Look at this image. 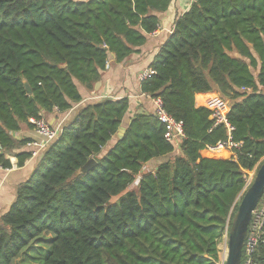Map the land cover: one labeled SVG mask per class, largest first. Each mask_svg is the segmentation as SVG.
Returning <instances> with one entry per match:
<instances>
[{
  "label": "trees",
  "instance_id": "16d2710c",
  "mask_svg": "<svg viewBox=\"0 0 264 264\" xmlns=\"http://www.w3.org/2000/svg\"><path fill=\"white\" fill-rule=\"evenodd\" d=\"M171 3L0 0V168H11L8 156L18 167L31 158V139L15 133L80 102L78 85L92 92L110 57L120 64L137 54ZM148 68L140 91L182 122L178 151L154 112L135 114L117 136L127 98L85 105L0 217V264L217 263L244 174L264 159V0H194ZM214 91L230 100L229 134L195 104L206 94L198 102L215 105ZM228 138L237 148L210 149ZM45 234L47 246L32 249ZM254 260L264 264V245Z\"/></svg>",
  "mask_w": 264,
  "mask_h": 264
},
{
  "label": "crops",
  "instance_id": "0c3cea01",
  "mask_svg": "<svg viewBox=\"0 0 264 264\" xmlns=\"http://www.w3.org/2000/svg\"><path fill=\"white\" fill-rule=\"evenodd\" d=\"M193 1L194 0H172L167 12L158 15V29L147 36L146 43L139 48L137 54L132 55L126 63L122 62L120 64L114 63L113 58L110 57L108 61V69L104 71L100 82L95 85L92 92H87L82 86L77 84L82 97L81 101L73 104L72 108L65 113L45 115L43 118L50 124V126L61 131L63 125L85 105L103 99L119 100L121 98H127L129 101L128 111L124 117L122 125L124 129L130 118L135 114L153 113V99L141 93L138 74L143 69L148 68L159 47L171 33L176 18L184 13ZM198 96L204 98L206 94H196V106L209 108L210 105L207 103L201 104L198 102ZM14 137L17 139H31V141H39L40 139L33 129H27L25 127L15 133ZM20 151H24V148ZM8 158L11 163V168H0V217L14 202L18 185L28 178L37 164L35 158H30L27 159L22 166L18 167L17 159L15 157L8 156ZM160 162L161 159L149 162L154 166L153 171L155 170L156 165Z\"/></svg>",
  "mask_w": 264,
  "mask_h": 264
},
{
  "label": "built area",
  "instance_id": "2783aa9c",
  "mask_svg": "<svg viewBox=\"0 0 264 264\" xmlns=\"http://www.w3.org/2000/svg\"><path fill=\"white\" fill-rule=\"evenodd\" d=\"M109 62L106 63L105 69H108ZM154 74V71L150 68L143 69L138 74V80L140 82L148 79L151 75ZM154 103V115L157 120L164 125L165 127V139L167 142L173 145V148H179L180 141L184 138L182 122L176 121L171 117L163 107V104L160 99H153ZM230 104L227 101L217 98V103L215 105H210L208 108L212 111L211 119L215 121V125L223 124L228 134L232 130V127L228 124L226 119V114L228 113ZM32 123L33 130L40 138L39 141H31L26 144V148L30 150L31 158H36L41 154L44 149L48 147L53 141H55L61 131L59 129L50 126V124L43 118L39 117L37 119H30ZM225 148L231 151L234 148H237V144L230 141L228 138L225 142H218L215 147L210 149H222ZM235 158V155H234ZM256 173V167L252 171H246L244 174L245 186L242 190V193L250 186L252 183L253 177ZM228 236V227L226 226L225 232L223 235L224 241V253L223 255L218 254V261L216 264H225L226 260V242ZM264 245V193L259 200L256 208L252 213L250 223L248 225L247 234L243 246L241 264H259L254 260V254L256 249Z\"/></svg>",
  "mask_w": 264,
  "mask_h": 264
},
{
  "label": "water",
  "instance_id": "95a60500",
  "mask_svg": "<svg viewBox=\"0 0 264 264\" xmlns=\"http://www.w3.org/2000/svg\"><path fill=\"white\" fill-rule=\"evenodd\" d=\"M26 91L30 94L29 86L24 82ZM125 129L121 127L117 136L121 137ZM96 161L89 159L79 170L78 173L89 171ZM264 193V162L260 164L253 177L252 183L243 193L237 209L230 221V227L226 242L225 264H241L243 246L250 223L252 213Z\"/></svg>",
  "mask_w": 264,
  "mask_h": 264
},
{
  "label": "rangeland",
  "instance_id": "374dc122",
  "mask_svg": "<svg viewBox=\"0 0 264 264\" xmlns=\"http://www.w3.org/2000/svg\"><path fill=\"white\" fill-rule=\"evenodd\" d=\"M212 95H214V96H216V98H218V97H220L221 98V100H223V101H228L229 102V104H230V100L228 99V98H225V97H223V96H221L218 92H212L211 93ZM178 151V148H175V151L174 152H177ZM36 159V158H35ZM264 162V159L263 160H261V162ZM262 162V163H263ZM259 165V164H258ZM257 165V166H258ZM153 168H154V166H153V164L152 163H149V164H145L143 167H142V170H141V172L138 174V176L136 177V179H135V181L128 187V190H133V191H136L137 190V185H138V182H139V180L141 179V177L143 176V174H145L146 172H153ZM243 195V193L241 194V196ZM240 196V197H241ZM238 198L237 200H236V202H237V206H238V204H239V201H240V199L241 198ZM49 239H50V236L48 235V234H45L43 237H40V239H38L37 241H35V244H33V248L32 249H34V248H37V247H45V246H47V244H48V242H49ZM224 241H222V243L219 245V254L220 255H223V253H224V251H223V249H224ZM22 259V257H19L18 259H16V261H15V263L14 264H19V261Z\"/></svg>",
  "mask_w": 264,
  "mask_h": 264
}]
</instances>
